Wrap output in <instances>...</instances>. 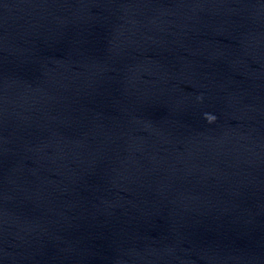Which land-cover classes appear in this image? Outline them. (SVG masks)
<instances>
[{
  "label": "clouds",
  "instance_id": "9594fccd",
  "mask_svg": "<svg viewBox=\"0 0 264 264\" xmlns=\"http://www.w3.org/2000/svg\"><path fill=\"white\" fill-rule=\"evenodd\" d=\"M205 119L208 123H213L216 120V117L212 114L205 113Z\"/></svg>",
  "mask_w": 264,
  "mask_h": 264
}]
</instances>
